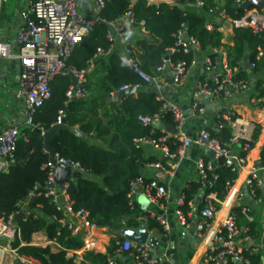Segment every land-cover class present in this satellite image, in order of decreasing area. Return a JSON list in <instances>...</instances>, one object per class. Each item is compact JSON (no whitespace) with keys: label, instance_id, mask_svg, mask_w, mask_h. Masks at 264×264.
Here are the masks:
<instances>
[{"label":"built area","instance_id":"built-area-1","mask_svg":"<svg viewBox=\"0 0 264 264\" xmlns=\"http://www.w3.org/2000/svg\"><path fill=\"white\" fill-rule=\"evenodd\" d=\"M8 0H0V15L4 4ZM94 16L85 17L78 6V0H24V7L20 12L22 25L16 32L15 43L18 46V53H11V45L0 41V59H11L16 57L20 65L19 83L16 96L24 104V124L30 129L39 128L41 134L46 131L34 123V116L44 103L51 97V82L58 76L73 75L77 84L73 83L65 92L64 107L58 110L57 118L52 126L61 125L66 116L67 107L74 100L86 99L90 92L84 86L86 82L87 68L78 70L68 66V60L75 48L88 37L100 22L107 24L106 37L110 42L107 49L98 48L94 57L108 56L113 53L115 44L124 39L125 32L132 28H138L144 38H148L146 20L137 19L132 5L127 11L114 20H104L101 12L107 0H90ZM138 0H132L133 4ZM149 4L159 6L161 3H169L173 0H147ZM177 1V0H175ZM248 0H230L232 6H238ZM212 5L207 9L210 16H220L222 20H229L234 28H249L255 34L264 32V9L252 7L246 14L238 20L225 18L223 0H212ZM195 5L199 9H204L205 1L196 0L187 6ZM207 29L211 31L210 25ZM224 30V28H221ZM175 42L170 48L171 53L182 51L183 53L193 52L190 62L180 60L172 63L170 57L163 59V63L156 69L154 74H148L141 67L138 49L132 45H125L121 55L120 64L132 69L141 79L142 86L153 88L156 100L161 102L159 110L151 115H140L139 122L145 127H151L152 133L157 129V136L149 135L133 139L136 148L150 147L160 152L166 160L146 163L156 171L153 178L147 179L144 175L138 176L130 184L127 193L128 203L132 211L139 207V198L142 196L147 201L145 207L138 208L132 219L138 227L146 223L150 236L154 235V230L158 229L164 238H167L173 231L171 221L166 214V204L172 198L173 192L169 183H161L164 179L172 178L175 169L185 159L192 144L204 147L209 153H215L214 158L208 156L196 160L197 179L201 181L199 200L201 206L198 207L196 201H190L189 210H183L185 205V194L183 191L176 197V209L173 216L184 228V232L205 243L206 247L201 256L200 264H254L249 256H260L261 264H264V244H253L252 236L248 229H240L238 225V213L235 212L239 200L243 194L233 187L234 179L226 182V192L222 198L217 196L215 191L210 189L215 187L218 174L215 169L220 165L238 172L245 161L247 153L252 148L253 134L255 126L250 122L239 121L234 112L226 114L216 113V121L227 119L231 125V134L226 145L212 138L208 130H201L197 137L191 138L186 132V124L189 118L177 103L165 97V92L171 85H182L190 70L202 63L201 78L196 85L195 94L205 99L224 101L234 95L247 93L250 89L249 80H238L236 78V68H233L228 60V55L224 48H213L210 54L201 51L199 40L190 37L187 33V25L182 23L174 33ZM143 39V38H142ZM264 59V49L259 48L257 60ZM256 62H249V69H254ZM171 71V80H165V75ZM129 86L121 87L116 92H111L110 97L117 104L123 101L118 91H122ZM140 87V86H137ZM2 87L0 85V93ZM191 115L202 114L205 107L195 100L191 105ZM170 114L176 132H169L163 128H158L156 124L164 123L163 118ZM234 117V119H232ZM165 124V123H164ZM20 139L27 140V136L22 132L17 124L8 123L0 130V171L7 172L9 167L15 162V155ZM180 144L174 150L170 144ZM245 151V155H241ZM48 152V151H47ZM57 163L65 164L73 170L81 172L83 175L89 172L78 162L61 158L55 155ZM222 160L221 163L219 161ZM49 181L53 180L55 164L50 160ZM261 170L264 169V153L262 156ZM73 181V179L69 180ZM68 181V182H69ZM68 182L62 188L46 189L30 194L43 192L46 197H50L57 211L62 212L61 217L53 216L52 219L58 225L57 235L61 230H68L72 236H79L82 245L79 249L68 250L67 257L73 258L77 263L76 256L84 255L86 252L102 253L106 255L107 264H121L117 256L122 255L124 264H179L171 258L166 251L157 252V246L150 243V236L144 244H137L125 238L119 237L114 230L106 232L105 228L97 227L90 219L89 212L83 209H75L70 198L67 187ZM246 187L252 197H256L261 187V181L254 170L246 179ZM30 199V198H29ZM163 209L161 214L155 208ZM242 213H246V207H238ZM223 210L226 214L222 222L214 224L217 216ZM29 200L20 204V209L11 214L7 220L0 218V264H14L17 261L24 264H35L36 261L20 256L17 248H13L12 242L16 239L20 245H25L21 241V231L18 222L14 221L19 212H23L24 218L29 214ZM74 218V219H73ZM75 220H78L75 222ZM126 219L121 223L125 225ZM154 222L156 227L150 228L149 223ZM194 222V223H193ZM137 228V227H136ZM162 241L158 236H155ZM165 240V239H163ZM111 241H115L117 248L113 254L108 253ZM49 243V241H48ZM164 243H168L164 241ZM56 244V243H55ZM61 249V247H58Z\"/></svg>","mask_w":264,"mask_h":264},{"label":"trees","instance_id":"trees-1","mask_svg":"<svg viewBox=\"0 0 264 264\" xmlns=\"http://www.w3.org/2000/svg\"><path fill=\"white\" fill-rule=\"evenodd\" d=\"M177 1L184 8L170 6L167 3H161L159 6L151 5L147 0H138L133 4L131 0H107L101 12V18L110 21L118 18L132 5L137 19L146 20L149 36L137 41L136 46L141 67L148 74H154L167 55L174 64L180 60L190 62L193 52L183 53L181 50L175 53L170 52L175 42L174 33L182 23L187 25L188 35L200 41L201 51L218 47L224 38V34L218 31L220 25L214 19L210 21L213 29L211 31L207 29L209 23L207 17H211L207 14V9L213 4L212 0H204L205 6L201 9L204 14L186 8L188 4L196 0ZM223 9L225 18L233 21L243 17L247 11L242 8V4L232 6L230 0H223ZM106 31L105 22L97 24L91 34L75 48L68 60V66L78 70L86 69L98 48H109L110 42L106 37ZM259 48L264 49V32L255 34L249 28H234L232 46L228 47V60L233 68H238L236 73L238 80H247L248 75L243 66L247 54L249 62H256L255 72L264 67V60H257ZM121 55L116 52L108 55V63L104 57L99 59V63L105 68L104 78L99 84V89L104 92L102 99L105 100L104 97H109L111 92H116L121 87L140 86L137 96L134 94L125 96L121 104H113L114 108H119V113L123 115L122 123L117 128L119 141L109 148L91 144L84 135L93 131V125L84 123L83 120L73 121L70 116L65 117L66 122L70 127L77 122L80 123V132L63 130L52 141L56 153L61 158L78 162L98 179L82 177L68 182L67 192L73 201L74 208L88 211L89 219L97 227H110L113 230L138 227L132 217L139 207L136 206L134 211L130 209L127 193L131 182L141 175L140 170L144 164L155 162L157 159L145 158V148H136L133 139L159 134V130L156 129L152 133L151 127L143 126L138 117L151 115L161 106V102L156 100L154 93L145 91L141 79L132 69L120 64ZM71 84L69 75L58 76L51 82V97L34 116L36 125L45 131L53 127L58 110L64 107L65 92ZM255 90L259 92L260 97L264 96V78L255 83ZM90 96L91 94L88 98L93 103H102L98 95ZM78 103L84 102L72 101L67 108H73ZM163 121L166 125L173 124L170 114H167ZM208 131L212 138L226 145L231 134V125L227 120L221 119L217 121L216 126L208 128ZM258 131V128L254 131L252 147ZM23 132L27 140H19L15 162L7 172L0 171V218L5 220L20 209L23 201L29 200L30 194L35 192L36 188L44 191L49 181L47 164L51 159L45 148L43 135L29 127L24 128ZM179 144L180 142L176 141V145L170 144V147L174 150ZM245 154V151H241V155ZM221 162L222 160L219 161ZM215 172L218 174V180L215 187L210 190L215 191L217 196L222 198L226 192V182L234 179L237 173L220 164ZM201 184V181L197 179L188 182L184 187L186 203L182 206L183 210L190 209L188 206L190 201H196L197 206H201L197 199ZM256 193L259 194V190H256ZM235 212L239 217L243 215L239 208H235ZM53 216L61 217L62 212L57 211L50 197H46L43 192L36 193L33 202L30 203L29 214L18 220L21 241L25 245H20L18 239L12 242L13 248H17L20 256L30 258L38 264H107L106 255L102 253L86 252L83 256L84 260L80 263H75L73 258H68L67 251L79 249L82 239L79 236H72L66 229L61 230L58 236V225L52 219ZM123 218L127 220L125 225L121 223ZM149 227H156V224L151 222ZM39 232L44 233L48 240L57 242L61 250L53 252L49 245L42 247L29 244L33 234ZM253 232L250 228L249 233ZM116 248L115 241H111L108 253L113 254ZM249 257L254 264H261L260 256ZM14 264L22 263L17 261ZM231 264L235 263L231 262Z\"/></svg>","mask_w":264,"mask_h":264},{"label":"crops","instance_id":"crops-1","mask_svg":"<svg viewBox=\"0 0 264 264\" xmlns=\"http://www.w3.org/2000/svg\"><path fill=\"white\" fill-rule=\"evenodd\" d=\"M78 6L85 17L91 18L94 16L90 0H78ZM23 7L24 0H8L4 4L0 15V41L11 45V53L13 55H16L19 51L18 46L15 43V36L17 30L22 25L20 12ZM186 8L204 14L203 11L195 5L186 6ZM217 17L220 16L207 17L209 22L208 25H210L211 30L213 29V26L210 21L212 19L216 21ZM218 24L220 25L218 31L224 34V38L221 40V44L218 47L213 48H224L226 55H228V47L232 46V38H229L231 35L233 36V32L232 34H229L221 29V23ZM144 37L147 36L142 35L138 28L127 30L124 39L115 44L113 53L116 52L122 54L125 45H132L137 48V41ZM213 48H208L204 50L203 53L210 54ZM102 57H104L106 63H108L109 56ZM102 57H94L87 67L86 82L84 83V86L90 90L91 96H94V94L92 95L91 87L95 81L98 79L102 80L105 75V68L99 63V59ZM246 60L248 61V54L244 58V61ZM236 69V72L238 73V68ZM245 70L248 75L246 79L250 81V89L247 93L234 95L227 100L220 101L205 99L195 94L196 85L202 74V63L201 65L197 64V66L190 70L182 85H171L168 87L165 92V97L177 103L187 114H189L186 124V132L191 138L197 137L201 130H208V128L216 126L217 121L215 116L219 111L223 112V114L232 111L239 121L250 122L255 126V129L258 128V135L254 140L253 147L247 153L244 163L239 168L237 175L234 178L233 187L240 190L243 194L238 202V207H246L248 209V211L243 213L241 217L238 216V225L240 226V229H248V231H250L251 228L252 231H254L252 234L250 233L253 244H264V169H259L262 164V156L264 153V96L260 97L258 95L259 92L255 90V83L264 78V67L258 72H255L254 69ZM19 74L20 65L16 57L11 59H0V85L2 87L0 93V130L8 123L17 124L22 132L24 128H27L24 124L25 108L23 101L16 96ZM170 74L171 71L166 73V81ZM101 91H98L97 95L101 98L102 103H93L89 100V96L86 99L77 100V102L83 101L84 103H78L74 105L73 108H67L65 117L70 116L73 121L83 120L84 123L92 124L94 128L93 131L84 136L91 144L109 148L119 141L117 128H119L122 123L123 115L119 113V108H114L113 104L116 102L110 96L104 97L105 100L102 99L104 92ZM137 93L138 91L134 95L137 96ZM195 100L205 107V112L192 116L191 105ZM224 120L227 119L224 117ZM67 125L69 126L68 123ZM72 128H74L76 132H80V123H75ZM255 129L253 131H255ZM143 148H145V158L151 157L157 159V161H166L160 152L153 148L148 146ZM205 156H208V152L204 147L192 144L185 159L175 169L174 176L161 181L162 184L165 182L169 183L173 192L172 198L166 204V214L171 221L174 231L167 238H164L160 231L155 229L154 235L158 236L162 242H168L165 243L166 246L162 247H164V251H166V253L179 264H200L201 256L206 247L204 242L193 237L191 234L185 235L186 233L183 229L180 232L177 231L176 228L178 222L173 216V212L177 207L176 197L183 191L188 182L197 180L198 176L195 162L197 159ZM145 164L142 168V175L147 179L153 178L156 171L150 167H146ZM254 170H257V175L261 181V187L258 189L259 194L257 193L256 197H252L246 187V179ZM87 176L92 175L88 174ZM82 177H86V175H83ZM86 178L98 180L96 177ZM199 194L200 190L198 191V195ZM141 198L142 196L139 198V208L140 206L143 208L140 201ZM155 210L159 214L163 212V209L158 207H156ZM225 214L226 210L219 213L214 224L216 225L222 222ZM77 221L78 220H75V222ZM36 240H42L44 242L43 245L36 244ZM29 244L42 247L49 245L53 252L61 250L58 248L60 245L57 242L48 240L47 236L42 232L33 234ZM53 248H55V250ZM83 256L84 255L81 254L76 256L77 263L84 260Z\"/></svg>","mask_w":264,"mask_h":264},{"label":"water","instance_id":"water-1","mask_svg":"<svg viewBox=\"0 0 264 264\" xmlns=\"http://www.w3.org/2000/svg\"><path fill=\"white\" fill-rule=\"evenodd\" d=\"M168 4L170 6H176V7L184 8V6L182 4H180L178 1H175V0L170 1ZM252 7L264 9V0H248L242 4V8L244 10H249ZM216 21L218 23L222 24V27L224 28V30L226 32H228L229 34H232V32L234 30V25L231 21L222 20L220 17H217ZM231 38H232V35L230 36L229 39H231ZM166 59H168V56H166ZM198 64L201 65V62H199ZM243 66L245 69L249 70V61H247V60L244 61ZM69 76L72 80V83L74 85H76L77 81H76L75 77L73 75H69ZM168 80H171V76L168 77ZM139 90H140V88L137 86H129L128 88H126L122 91H118L117 93L119 96L125 97V96H129V95H133ZM145 91H147L149 93H154V94L157 93V91L153 88H145ZM156 126L158 128H163V129H165L171 133L176 132L174 127L171 125H166L164 123H158V124H156ZM34 130L37 132H41V130L39 128H35ZM63 130H70L72 132H76V130L74 128L69 127L67 125L66 120L64 119L63 123L61 125L54 126L50 130H48L42 134L43 138H44L45 148L50 154L51 161L55 164L53 180L47 183L45 190L46 189H53V188H62L69 180L80 179L83 176V174L81 172H79L77 170H73L71 167H69L65 164L56 162V159H55L56 151L52 145V141ZM214 155H215V153L213 151H210L208 153V158L213 159ZM142 171L143 170L141 169L140 170L141 174H142ZM34 197L35 196L30 197V199H29L30 203L33 202ZM197 199L200 200L201 195H198ZM140 201H141L143 207H145L147 205V201L145 199L141 198ZM23 216H24V213L19 212L15 216L14 221L18 222V220L20 218H22ZM105 231L109 232V231H111V228L105 227ZM114 233L119 237L125 238V239L132 241L134 243H137V244H144L150 236L149 228H148V225L146 223L141 224L137 228L123 227L120 229H116V230H114ZM150 243L154 246H157V245L166 246V244L164 242L160 241L155 236H150ZM21 263L24 264L23 262H21Z\"/></svg>","mask_w":264,"mask_h":264},{"label":"rangeland","instance_id":"rangeland-1","mask_svg":"<svg viewBox=\"0 0 264 264\" xmlns=\"http://www.w3.org/2000/svg\"><path fill=\"white\" fill-rule=\"evenodd\" d=\"M100 82H101V80L100 79H98L97 81H95V83L93 84V86L91 87V92H92V95L94 94V95H97V92L98 91H101L100 89H99V84H100ZM102 92V91H101ZM88 174H90V173H88ZM88 174H85L86 175V177H95V176H87ZM179 223H177V228H176V230L177 231H181L182 229L184 230V228L179 224ZM35 242H37L36 244H38V245H43V241L42 240H36ZM46 242V241H45ZM48 244V243H47ZM54 250H55V248H53ZM58 250V249H57ZM56 250V251H57ZM165 250V248L164 247H162V246H157V252H163ZM117 259H118V261L119 262H121V264H122V260H123V256L122 255H118L117 256ZM35 264H38V263H35Z\"/></svg>","mask_w":264,"mask_h":264}]
</instances>
